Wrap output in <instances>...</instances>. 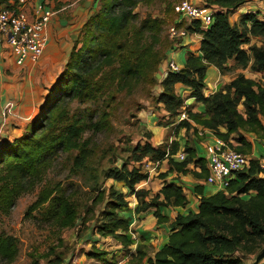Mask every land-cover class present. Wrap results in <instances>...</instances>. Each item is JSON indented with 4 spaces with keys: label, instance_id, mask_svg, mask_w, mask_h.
Listing matches in <instances>:
<instances>
[{
    "label": "trees",
    "instance_id": "trees-1",
    "mask_svg": "<svg viewBox=\"0 0 264 264\" xmlns=\"http://www.w3.org/2000/svg\"><path fill=\"white\" fill-rule=\"evenodd\" d=\"M99 1L102 4L100 10L91 16L80 34H87L86 41L81 48L78 46L80 38L77 41L28 132L13 143L0 145V207L13 203L15 196L24 190H20L19 182L27 181L48 163L51 157L47 155L77 151L74 158L77 174H90L96 179L99 172L107 179L127 184L125 194L110 191L107 195H98V202L106 198L109 202L101 213L96 231L100 239H111L120 244L126 254H130L131 247H137L132 253L134 262L142 263L147 253L143 246L135 243L132 214L154 211L159 225L168 223L170 218L163 213L164 209H185L190 204L191 193L200 196L197 211L176 215L167 243L147 260V264H246V260L254 261L264 250L262 161L250 158V166L238 173L226 190L204 196L202 189L207 185L211 171L208 159L201 157L196 145L203 146L204 140L214 135L237 152L251 157L254 144L249 138L255 135V141L264 147L262 85L240 74L213 94L206 91L209 67L214 66L226 73L230 70L228 61L232 59L243 70L250 68L255 74L264 73V48L253 46L250 53L243 48L249 45L250 35L264 37V20L260 19L259 13L250 12L242 14L239 24L231 22V17L239 9L251 2L264 4V0H204L202 6L213 12L212 24L202 29L198 22L189 20L199 26L189 34L201 37L200 49L187 53L185 65L178 72L168 69V55L165 56L166 67L163 65L159 72L160 78L156 75L165 57L153 51L145 37L147 31H153L151 23L155 21L144 22L141 28L134 24L135 11L141 0ZM182 24L178 22L175 26L182 29ZM187 37L171 40L170 52L189 47L183 46ZM141 82H146L148 88L156 87L158 105L163 106L167 119L160 121L159 126H175V137L185 131L183 149L186 159L179 161L175 158L180 150L176 138L170 139L171 144L155 146L151 142L154 139L151 132L144 145L133 149L134 166L130 167L127 161L121 171L117 168L95 170L96 162L89 161L95 150L91 140H85L84 135L91 128L96 132L106 129L110 113H102L96 123L92 114L79 117L77 113L69 118L68 104L75 100L100 102L101 93L112 90L128 92ZM183 88L191 91L190 96L181 95ZM188 100L201 104V111L194 112L192 104H187ZM183 114L186 117L180 120ZM203 131L209 134L201 136ZM144 159H147L144 165L159 163L158 171L151 177L140 172V163ZM166 163L167 172L161 175V188L155 197L150 198L148 190L137 189L141 182L158 177ZM171 175L174 177L169 178ZM186 176L203 185H189L182 178ZM51 195L52 190L44 191L41 194L43 199L36 201L32 209H39L49 202ZM57 206L60 209L52 218L58 221L61 215L65 216L61 225L74 227L79 217L76 204L60 194L52 200V207ZM17 253L16 240L0 235V256L12 260ZM109 253L93 247L87 257L99 264H120ZM63 261L64 257L56 264H63ZM260 264H264V259Z\"/></svg>",
    "mask_w": 264,
    "mask_h": 264
},
{
    "label": "rangeland",
    "instance_id": "rangeland-1",
    "mask_svg": "<svg viewBox=\"0 0 264 264\" xmlns=\"http://www.w3.org/2000/svg\"><path fill=\"white\" fill-rule=\"evenodd\" d=\"M2 1L7 2L8 0ZM182 1L184 0H141L135 11L137 18L134 23L137 28H141L144 22L155 21V23H151L154 26L153 31H147L145 34L148 44L152 46L153 51L160 53L162 57L168 55V59H173L180 68L185 65L187 51L190 50L181 48L170 52L172 47V39L169 36L170 28L175 26L176 23L182 22V29L188 33L186 39L188 40L190 37L191 44L196 42V36L190 35V30L195 31L199 28L198 25L192 24L189 19L181 18L175 13V6ZM101 6L102 4L99 3L98 10ZM243 12L244 14L259 13L260 19L264 20L263 4L260 6L258 3L251 2L245 6ZM87 37L86 33L80 36L79 48L83 46ZM249 40V45L243 46L248 53H250V48L253 46L264 48V37L250 35ZM192 50L195 53L198 48ZM163 65L166 67V57L160 63L157 77L160 75L159 72L162 70ZM227 66L230 70L226 73H221L213 66L209 67L206 81L208 85L207 92L214 88L215 90L224 88L240 74H245L247 78H251L264 87V73L255 74L250 68L249 70H243L238 67L233 59L228 61ZM215 79L220 82L218 88L213 84ZM155 88H148L146 82H141L128 92L112 90L109 93H101L100 102L88 101L82 103L75 100L68 104L69 118L74 117L77 113L79 117L92 114L96 123L102 113H110L106 129L97 130L96 132L91 128L84 135L85 140H91V146L95 150L92 151L89 160L93 163L96 162L95 170L117 168L121 171L127 161L130 163V167L134 166L132 160L133 149L139 145H144L149 140L148 136L155 124L159 126L160 121L165 122L167 120L164 117L166 113L162 111L163 106L158 105L156 99L158 94ZM181 95H184V97L190 96L189 92L181 93ZM191 104L194 112H198V109L202 108L201 104L195 101ZM240 109L243 110V107L240 106ZM68 120L71 121V119ZM168 122H171V120ZM168 126L164 125L163 127ZM173 128L175 126H169L168 131H166L165 142L169 140V144H171L170 139L176 138L182 145L185 144L186 139L182 135L185 134V131H180L181 134L175 137ZM151 142L154 144V139ZM254 142L258 143L255 139ZM196 147L201 157L207 158L205 147L202 145H196ZM76 155L77 151H59L57 155H47V157H51L50 161L37 170L40 171V174L37 175V172L32 174L27 181L17 183L20 190L22 188L24 190L15 196L10 206L0 207V235L3 238H14L18 247V253L14 259L8 260L0 256V264H56L63 257V264H99L98 261L87 257L88 252L93 247L110 252V257L115 255L116 247H113L114 245L108 240L100 239L96 231L98 230L97 226L100 225L101 213L106 209L109 199L106 198L103 202H98L96 199L100 193L107 195L110 191L125 194L127 184L107 179L105 174L99 172L96 179L90 174H77L74 165ZM256 155H264L263 146L258 145ZM145 160L147 161V159H144L140 163V172L143 175L146 165H144ZM167 166L166 163L162 167L164 170H160L158 177L155 176L150 181L141 182L137 189L148 190L151 195L150 198L155 197L160 191L161 175L167 172ZM171 177L173 176L171 175L169 178ZM46 190H52L50 201L43 204L39 209H32L36 201L43 199L41 194ZM214 190H217L215 186L207 185V194L214 193ZM60 194L76 204L79 217L74 227H63L61 225L62 220L66 219L65 216L61 215L58 221L52 218V215L60 209L59 206L52 207V200ZM120 215L123 216L121 213ZM133 216L135 217V215ZM121 262L120 264H122Z\"/></svg>",
    "mask_w": 264,
    "mask_h": 264
},
{
    "label": "crops",
    "instance_id": "crops-1",
    "mask_svg": "<svg viewBox=\"0 0 264 264\" xmlns=\"http://www.w3.org/2000/svg\"><path fill=\"white\" fill-rule=\"evenodd\" d=\"M190 1L201 6L204 5V0ZM41 2L47 3L54 12V16L46 31L48 41L41 59L37 63L28 60L24 65L20 66L12 49L6 44L0 45V145L13 143L28 132L32 122L38 116L40 107L45 102L50 89H52L63 72L70 53L80 38L82 28L91 16L98 11L100 3L99 0H28L29 7L27 10L31 13L32 8ZM258 4L261 6L263 2L259 1ZM244 9L245 7H242L235 12L231 17L232 23L239 24L242 14H244ZM195 36L196 42L194 44H191L190 37L188 40L184 39L183 46H189L187 49L190 51H193V48L200 49L201 37ZM218 83L220 82L215 79L213 84L216 88L219 86ZM186 92L191 93L190 90L183 88L182 93L185 94ZM192 102L194 101L188 100L187 104L190 105ZM198 111H201V109H198ZM168 128L158 126V124L151 128L156 146L162 143H169V140L165 142ZM249 139L253 141V144L255 143V137H250ZM206 142L212 143L213 140L207 137L203 142V146L206 145ZM258 145L260 144H254L250 158L261 159L262 164H264V155H256ZM183 148L184 144L180 143V150ZM160 170L163 171L164 169ZM182 178L191 186L202 184L191 176ZM202 191L204 196H210L217 192V190H214V193L207 194V185L204 186ZM189 200L190 204L185 209H164L163 213L170 218V222L161 225L157 223L154 211L138 215L132 214L131 228L135 234L134 239L138 242V245L143 246L147 253V257L140 264H147V260L153 257L167 243L168 236L172 233L171 223L177 214H187L191 210L197 211L200 196L191 193ZM108 241L114 245L113 247H116V252L113 256L119 262L122 261V264H139L132 260V253L136 252L137 247H131L130 254H126L121 250L120 244L111 239H108ZM253 262L252 260H246V264H253Z\"/></svg>",
    "mask_w": 264,
    "mask_h": 264
},
{
    "label": "built area",
    "instance_id": "built-area-1",
    "mask_svg": "<svg viewBox=\"0 0 264 264\" xmlns=\"http://www.w3.org/2000/svg\"><path fill=\"white\" fill-rule=\"evenodd\" d=\"M28 7V0L7 2L0 0V45L6 44L12 49L20 66L28 60L37 63L41 59L48 41L46 31L54 16L53 10L44 2L36 4L31 13L27 10ZM175 12L181 18L198 22L202 29L208 28L213 22V12L209 8L198 6L190 0L177 4ZM169 36L174 40L187 36V33L172 26ZM167 61L170 71L178 72L182 69L173 59ZM210 91L213 94L215 88ZM185 117L183 114L180 120ZM207 134H209L207 131L200 132L204 137ZM209 138H212L213 142H206L204 145L211 171L206 183L215 186L218 191L226 190L230 182L237 178V174L250 166V157L237 152L226 141L214 135ZM175 158L184 161L186 159L184 149L179 150ZM262 167L264 168V164ZM158 169L159 163L149 162L145 165L144 171L151 177ZM133 237L135 238L134 235ZM135 243L138 244L136 240Z\"/></svg>",
    "mask_w": 264,
    "mask_h": 264
},
{
    "label": "water",
    "instance_id": "water-1",
    "mask_svg": "<svg viewBox=\"0 0 264 264\" xmlns=\"http://www.w3.org/2000/svg\"><path fill=\"white\" fill-rule=\"evenodd\" d=\"M161 76L158 75V78H160ZM264 259V250L256 257V259L254 260L253 264H260V262Z\"/></svg>",
    "mask_w": 264,
    "mask_h": 264
}]
</instances>
